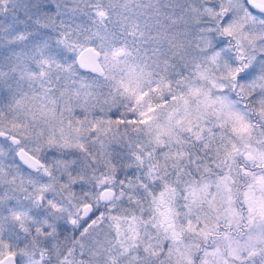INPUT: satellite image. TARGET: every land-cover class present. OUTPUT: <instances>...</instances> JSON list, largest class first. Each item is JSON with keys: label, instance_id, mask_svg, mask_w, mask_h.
I'll return each mask as SVG.
<instances>
[{"label": "snow or ice", "instance_id": "6c2138e0", "mask_svg": "<svg viewBox=\"0 0 264 264\" xmlns=\"http://www.w3.org/2000/svg\"><path fill=\"white\" fill-rule=\"evenodd\" d=\"M0 264H264V0H0Z\"/></svg>", "mask_w": 264, "mask_h": 264}]
</instances>
